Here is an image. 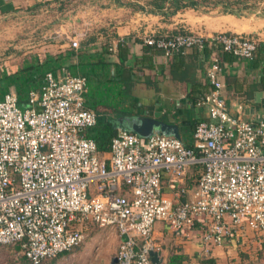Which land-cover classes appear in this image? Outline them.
Masks as SVG:
<instances>
[{
  "label": "built area",
  "instance_id": "built-area-1",
  "mask_svg": "<svg viewBox=\"0 0 264 264\" xmlns=\"http://www.w3.org/2000/svg\"><path fill=\"white\" fill-rule=\"evenodd\" d=\"M80 42L74 38L71 48ZM143 44L167 57L211 50L212 91L199 103L209 119L197 125L193 145L120 129L108 157H100L87 136L98 118L87 105V77L66 67L48 73L26 109L11 89L0 100V246H19L32 264H42L81 245L91 223L119 236L118 264H155V227L163 222L175 233L200 232V251L186 263L200 264L215 248L237 243L244 229L264 233V119L247 120L241 107L230 112L221 58L251 61L259 40L180 31L147 35ZM192 168L197 180L190 185ZM166 175L181 184L179 198L189 199L166 196Z\"/></svg>",
  "mask_w": 264,
  "mask_h": 264
},
{
  "label": "crops",
  "instance_id": "crops-1",
  "mask_svg": "<svg viewBox=\"0 0 264 264\" xmlns=\"http://www.w3.org/2000/svg\"><path fill=\"white\" fill-rule=\"evenodd\" d=\"M150 1L152 0H0V22L6 21L7 24L9 21H16V29L22 33L26 29L35 31L43 48L48 47L52 52L43 55L44 57L69 51L71 44L61 41L55 45L54 40L71 38L73 33H76L75 37L81 40L80 49L103 55L104 59L114 65L112 71L116 69L115 64H120L121 61L119 45L121 42L125 43L128 57L125 64L132 70L134 77L131 94L135 102L130 107L131 111L139 116L147 113V117L154 118L157 114L156 118L173 126L179 135L177 137L175 134H169L170 136L179 138L191 146L195 125L199 121L209 119V110L204 106H194L189 94L198 84L210 85L207 70L211 64V56L204 51H191L184 57H167L159 51L146 52L143 38L150 34L170 35L180 31L205 35L227 32L254 37L259 40L260 46L264 47V7L245 14L187 9L166 18L163 15L144 12L132 5H145ZM29 21L33 22V26ZM3 27L5 26L2 25L0 29ZM0 35L5 38L2 33ZM6 40L5 38V42ZM3 50L5 49L0 48V65L9 60L2 58ZM6 52L5 55L8 54ZM74 62L76 63L77 59ZM252 68L250 61L224 62L226 88L223 94L232 114H237L241 107L247 120L264 119V111L256 106V103H260L256 95L262 91L255 93L253 101L243 97L244 91L256 81H244L243 76L250 73ZM262 93L261 101L264 99V92ZM129 123L127 122L125 128L131 130ZM153 134L165 133L158 129L154 130ZM150 136L151 134H147L140 137L147 139ZM105 156L108 157L107 154ZM196 180L197 173L192 168L187 182L192 185ZM180 186L174 176H164V192L176 202L189 199L187 195L179 198ZM154 237L161 247L159 250L163 264H167L175 252L183 253L192 259L200 251V232L197 229L187 233H175L165 223L158 222ZM222 250L223 247L215 248L211 258L217 260Z\"/></svg>",
  "mask_w": 264,
  "mask_h": 264
},
{
  "label": "trees",
  "instance_id": "trees-1",
  "mask_svg": "<svg viewBox=\"0 0 264 264\" xmlns=\"http://www.w3.org/2000/svg\"><path fill=\"white\" fill-rule=\"evenodd\" d=\"M202 2L201 0H152L147 5H132L144 12L167 17L176 15L178 12L187 9L200 10ZM227 5L230 4L227 3ZM227 12L238 13L241 10H230L227 7L224 13ZM146 47V52H162L152 47ZM126 48L127 45L121 42L119 45L121 61L120 64H115V71H112V66L114 65L104 59L102 57L103 55L88 53L86 50H76L74 48H71L66 53L57 55H47L44 57L42 54H38L25 57L20 65H13L10 61H5L0 65V100L11 89H14L18 95L19 107L26 109L28 107L30 93L33 91H41L46 84L47 74L51 72L56 74L63 67H66L73 75L87 77L89 88L87 105L95 110L98 115L97 124L87 131V136L97 143L99 155L100 157H104L111 151L113 139L118 135L119 130H129L125 128L127 122L132 117L139 116L131 111L132 108H130L135 102L131 94V85L134 77L132 70L126 67L125 64L128 58L126 56ZM197 52L199 53L200 51ZM204 52L208 56H211L210 49H206ZM185 55L177 54L173 57H184ZM221 58L223 62L239 60L230 53H222ZM75 59H77V62L73 63ZM250 62L253 68L261 69L259 79L252 83L243 94L244 98L253 101L256 92H264V47L260 46L255 58ZM211 91V85L198 84L196 89L189 94V99L194 106H197ZM90 96H92V102H89ZM256 106L259 110L264 111V99L260 103H256ZM199 123L200 121L196 123L195 129ZM16 247L21 250L19 246ZM70 252L63 253L58 257ZM24 257L26 258L25 255ZM189 261H191V258L187 255L175 252L170 256L167 264H186ZM200 264H218V261L215 258H204L200 261Z\"/></svg>",
  "mask_w": 264,
  "mask_h": 264
},
{
  "label": "rangeland",
  "instance_id": "rangeland-1",
  "mask_svg": "<svg viewBox=\"0 0 264 264\" xmlns=\"http://www.w3.org/2000/svg\"><path fill=\"white\" fill-rule=\"evenodd\" d=\"M201 1L203 2L200 10H197L201 12L220 13L225 12V9L228 7L230 10H241V12H244L245 14V12H251L254 10L257 11L260 9V7H264V3H262L264 0ZM226 2H228L230 5H227ZM262 11L264 12V8ZM173 16H167L166 18H171ZM5 22L6 21L0 22L1 27L2 25L5 26L0 29V34L2 33L5 35L7 40L5 42L4 36L0 35V48L5 49L3 50L4 53L2 54V58H9V60L6 61H10L13 65H20L22 64L24 57L52 53L49 51L48 47L45 49L43 48L42 44L38 40L39 36L36 35L35 31L26 29L22 33L16 29V21H9L7 24H5ZM29 22L31 23V26H33V22ZM73 34V38L71 37L72 33L69 34L71 38H62L61 40L56 38L54 40V44L58 45L61 43V41L66 42V44H71L74 38H78L77 36L75 37L76 33ZM23 41L26 43H21ZM5 52L8 54L5 55ZM245 62L249 63L247 60ZM260 75L261 69L259 70L252 68L251 72L243 77L245 79L244 81L248 80L252 82L255 80L257 81ZM90 101H93L92 96L89 97V102ZM94 191V187H92L91 195L94 193ZM236 239L237 245L233 243L232 245L223 247L224 250L221 251V256L217 259L218 264H264V233H256L244 229L243 232H239V234H237ZM119 243L120 240L115 232L110 229H103L89 223L87 224V228L85 230V240L81 245L73 249L68 254H64L56 259H51V261L49 260L42 264H112L113 259L117 256ZM195 257L196 256L193 258L195 259ZM0 264L32 263H30L24 257V254L16 246L6 245L0 246Z\"/></svg>",
  "mask_w": 264,
  "mask_h": 264
},
{
  "label": "water",
  "instance_id": "water-1",
  "mask_svg": "<svg viewBox=\"0 0 264 264\" xmlns=\"http://www.w3.org/2000/svg\"><path fill=\"white\" fill-rule=\"evenodd\" d=\"M257 100L258 102H261V98L263 96L262 92L257 93ZM147 114V113H146ZM144 116H135L132 117L130 120H133L134 122L132 123L129 120V126L130 129L135 132L136 134L145 137L147 134L153 133L154 130H161L163 133L166 135L169 134H175L177 137H179L178 133L174 130L173 126L168 125L166 123H163L160 121L158 118V115L156 114L155 118L154 117H147V115ZM150 115H153L150 113ZM161 251H153L151 252V257L152 260L155 264H163V260L160 259L161 256ZM112 264H118V258L115 257L112 261Z\"/></svg>",
  "mask_w": 264,
  "mask_h": 264
}]
</instances>
